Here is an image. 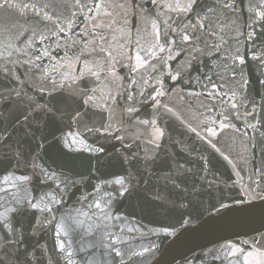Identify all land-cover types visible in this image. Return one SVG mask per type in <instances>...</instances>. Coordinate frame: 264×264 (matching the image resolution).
Masks as SVG:
<instances>
[{
    "label": "snow or ice",
    "instance_id": "obj_1",
    "mask_svg": "<svg viewBox=\"0 0 264 264\" xmlns=\"http://www.w3.org/2000/svg\"><path fill=\"white\" fill-rule=\"evenodd\" d=\"M146 2L0 0V264H264V0Z\"/></svg>",
    "mask_w": 264,
    "mask_h": 264
},
{
    "label": "water",
    "instance_id": "obj_2",
    "mask_svg": "<svg viewBox=\"0 0 264 264\" xmlns=\"http://www.w3.org/2000/svg\"><path fill=\"white\" fill-rule=\"evenodd\" d=\"M141 2L144 3L145 7L149 9L152 8V5L147 3L146 0H141ZM248 76L251 81L250 90L253 96H255L256 100L259 102L261 97H264V87H261L256 82L258 73L254 70V66H249ZM260 79H264V77H260ZM222 135L223 141L225 143L231 142L230 138L232 137L233 133L230 131H225ZM77 195H79V193H77ZM72 203L73 201H68L66 208L70 207ZM122 210L125 211L126 214H137L138 219L142 218L138 215L139 210L136 208L135 202H125L124 205H122ZM144 223L148 224V220L145 219ZM259 227L260 225L258 221H251L239 217H227L223 220L209 221L197 231L185 234V236L180 241H178L176 245L172 246V251L187 252L188 249H192L194 252L199 253L204 248L211 247L213 244L218 245L225 243L228 240L249 239L251 236L256 235V233L252 230L258 229ZM260 230L264 231V229ZM38 238L41 239V243H44L45 241H47L49 245L52 243L51 234ZM157 243H159V241H157ZM170 243L171 238L164 242V247L167 248ZM216 264H220V262L217 261Z\"/></svg>",
    "mask_w": 264,
    "mask_h": 264
}]
</instances>
